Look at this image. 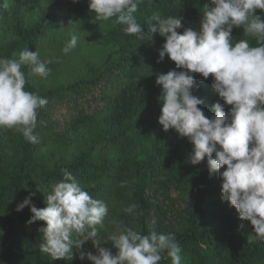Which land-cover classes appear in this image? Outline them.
Instances as JSON below:
<instances>
[{"label": "trees", "instance_id": "16d2710c", "mask_svg": "<svg viewBox=\"0 0 264 264\" xmlns=\"http://www.w3.org/2000/svg\"><path fill=\"white\" fill-rule=\"evenodd\" d=\"M8 3L0 8V58H16L27 48L51 61V72L42 78L27 66L21 69L25 90L48 100L38 110L33 130L40 142H27L15 129H0V264H91L79 259L80 251L96 254L91 241L74 247L71 259L52 260L39 251L43 234L38 229L46 225L28 223L31 205L45 206L44 196L63 179L64 170L108 206V215L97 225L98 238L100 247L113 255L117 249L109 238L119 224L142 235L174 234L182 248L181 264H264V242L221 200L219 173H209L206 159L191 165L190 142L157 123L161 88L156 76L182 69L167 56L157 62L165 41L149 32L153 18L177 16L179 32L198 31L211 0H137L133 15L143 39L126 35L115 17L98 20L87 0ZM254 14L264 22V11ZM72 34L78 43L65 54L62 49ZM231 36L233 42L246 39L259 46V38L248 35L245 26L234 27ZM192 75L193 95L212 118V105L223 104L211 88L212 77ZM230 108L226 105L225 112ZM123 181L127 183L121 187ZM29 195L30 205L17 211ZM131 204L136 210L125 213ZM159 264H171V258Z\"/></svg>", "mask_w": 264, "mask_h": 264}, {"label": "clouds", "instance_id": "9594fccd", "mask_svg": "<svg viewBox=\"0 0 264 264\" xmlns=\"http://www.w3.org/2000/svg\"><path fill=\"white\" fill-rule=\"evenodd\" d=\"M87 2L98 20L115 17L126 35L145 37L133 15L137 0ZM211 5L204 7L198 31L186 28L179 32L182 23L177 16L153 18L156 23L149 32L158 33L165 41L157 62L167 56L176 69H182L156 76L155 84L161 88L157 123L164 132L174 130L190 142L191 165L206 159L209 173H219L221 200L236 210L241 221L250 223L256 240L264 242V43H260L264 41V22L254 14L257 9L264 11V0H211ZM7 7L8 0H3L0 8ZM241 26L248 35L259 38V46H250L246 39L233 42L232 29ZM77 43L78 36L72 34L62 52L68 53ZM49 63L27 48L16 58H0V129H15L32 144L40 142L33 130L38 110L48 100L25 90L21 69L27 66L31 74L47 78ZM193 73L204 79L211 75V88L223 101L212 105V118L205 115L199 107L202 101L193 95ZM226 105L231 106L227 113ZM126 183L121 182V187ZM30 203L31 195L16 210ZM44 205L40 209L31 205L28 223L42 221L46 225L38 229L43 234L39 251L52 260L71 259L74 247L80 249L91 241L96 254H79V259L86 258L91 264H159L166 257L171 258V264H181L182 248L172 233L142 235L117 224L109 238L116 255L100 247L97 225L108 215V206L83 190L71 171L64 170L63 179L50 186ZM136 208L131 204L124 212L131 214Z\"/></svg>", "mask_w": 264, "mask_h": 264}]
</instances>
